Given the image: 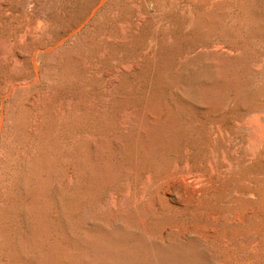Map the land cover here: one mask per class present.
<instances>
[{
  "label": "rangeland",
  "instance_id": "1",
  "mask_svg": "<svg viewBox=\"0 0 264 264\" xmlns=\"http://www.w3.org/2000/svg\"><path fill=\"white\" fill-rule=\"evenodd\" d=\"M0 264H264V0H0Z\"/></svg>",
  "mask_w": 264,
  "mask_h": 264
}]
</instances>
